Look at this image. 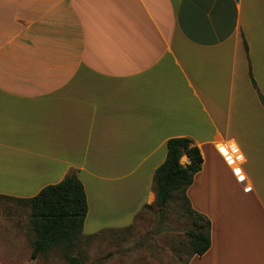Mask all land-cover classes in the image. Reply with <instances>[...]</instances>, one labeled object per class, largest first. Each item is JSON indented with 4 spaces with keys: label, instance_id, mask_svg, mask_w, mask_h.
Instances as JSON below:
<instances>
[{
    "label": "crops",
    "instance_id": "obj_1",
    "mask_svg": "<svg viewBox=\"0 0 264 264\" xmlns=\"http://www.w3.org/2000/svg\"><path fill=\"white\" fill-rule=\"evenodd\" d=\"M179 136L201 149L187 195L211 221L186 264H264V0H0V194L76 170L84 234L126 227Z\"/></svg>",
    "mask_w": 264,
    "mask_h": 264
},
{
    "label": "trees",
    "instance_id": "obj_2",
    "mask_svg": "<svg viewBox=\"0 0 264 264\" xmlns=\"http://www.w3.org/2000/svg\"><path fill=\"white\" fill-rule=\"evenodd\" d=\"M185 155L189 158L188 163L182 162ZM203 161L201 149L191 137H171L167 141L166 158L154 173L156 198L152 204L143 207L163 210L173 201L179 204L195 225L187 230L190 257L204 254L212 242L210 219L192 208L187 195L195 175L202 169ZM0 196L15 199L30 207V226L34 232L33 259L60 249L70 264H80L79 253L75 252L78 244L83 237L91 239L97 233L84 234L89 203L85 185L76 170H72L61 181L47 185L35 196Z\"/></svg>",
    "mask_w": 264,
    "mask_h": 264
},
{
    "label": "rangeland",
    "instance_id": "obj_3",
    "mask_svg": "<svg viewBox=\"0 0 264 264\" xmlns=\"http://www.w3.org/2000/svg\"><path fill=\"white\" fill-rule=\"evenodd\" d=\"M30 213L22 202L0 196V264H70L60 249L32 258ZM194 227L173 201L163 210L142 209L126 227L83 237L75 252L80 264H184L190 258L187 230Z\"/></svg>",
    "mask_w": 264,
    "mask_h": 264
},
{
    "label": "built area",
    "instance_id": "obj_4",
    "mask_svg": "<svg viewBox=\"0 0 264 264\" xmlns=\"http://www.w3.org/2000/svg\"><path fill=\"white\" fill-rule=\"evenodd\" d=\"M220 150L224 154L227 162L232 166L237 179L242 180L244 175L242 174L240 164L243 160V155L239 148L234 145L229 148L221 146Z\"/></svg>",
    "mask_w": 264,
    "mask_h": 264
}]
</instances>
